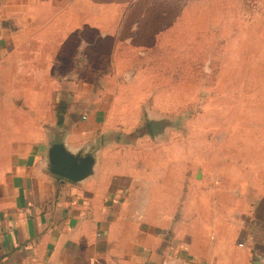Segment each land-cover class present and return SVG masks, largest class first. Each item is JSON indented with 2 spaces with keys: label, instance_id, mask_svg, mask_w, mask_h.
Returning <instances> with one entry per match:
<instances>
[{
  "label": "crops",
  "instance_id": "obj_1",
  "mask_svg": "<svg viewBox=\"0 0 264 264\" xmlns=\"http://www.w3.org/2000/svg\"><path fill=\"white\" fill-rule=\"evenodd\" d=\"M132 10L0 0V264H264V149L213 162L153 135L166 116L145 121L120 64L142 46L121 36ZM55 141L94 152V175L52 173Z\"/></svg>",
  "mask_w": 264,
  "mask_h": 264
},
{
  "label": "rangeland",
  "instance_id": "obj_2",
  "mask_svg": "<svg viewBox=\"0 0 264 264\" xmlns=\"http://www.w3.org/2000/svg\"><path fill=\"white\" fill-rule=\"evenodd\" d=\"M133 9L121 36L142 46L120 64L136 77L145 121L175 119L176 140L206 147L213 162L222 149L245 156L247 139L263 155L264 0H133Z\"/></svg>",
  "mask_w": 264,
  "mask_h": 264
},
{
  "label": "water",
  "instance_id": "obj_3",
  "mask_svg": "<svg viewBox=\"0 0 264 264\" xmlns=\"http://www.w3.org/2000/svg\"><path fill=\"white\" fill-rule=\"evenodd\" d=\"M150 127L157 138L167 134L169 129H177L178 123L169 117H150ZM48 169L65 179L73 182H82L94 175L96 156L94 152H85V149L72 152L64 141H55L49 149Z\"/></svg>",
  "mask_w": 264,
  "mask_h": 264
}]
</instances>
